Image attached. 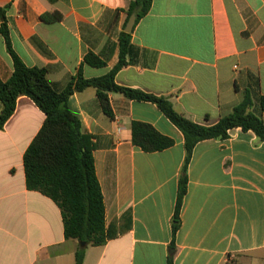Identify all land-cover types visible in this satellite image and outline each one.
<instances>
[{
  "label": "crops",
  "instance_id": "crops-1",
  "mask_svg": "<svg viewBox=\"0 0 264 264\" xmlns=\"http://www.w3.org/2000/svg\"><path fill=\"white\" fill-rule=\"evenodd\" d=\"M131 2L0 0V7L16 53L27 66L46 69L62 92L79 69L93 79L117 66ZM44 14L62 19L46 22ZM130 34L128 64L116 76L120 86L165 97L202 125L230 115L250 93L251 111L264 121V0H153ZM89 53L106 65L86 64ZM13 72L0 36V79L7 82ZM109 100L113 118L94 87L75 92L69 105L95 144L107 225L130 210L132 227L105 245L87 246L83 264H264V142L234 128L226 140L196 145L174 238L184 135L152 102L120 93ZM45 119L21 96L0 130V264H76L80 244L65 238L60 208L26 185L24 154ZM134 122L153 126L173 146L143 151L132 141Z\"/></svg>",
  "mask_w": 264,
  "mask_h": 264
},
{
  "label": "trees",
  "instance_id": "trees-1",
  "mask_svg": "<svg viewBox=\"0 0 264 264\" xmlns=\"http://www.w3.org/2000/svg\"><path fill=\"white\" fill-rule=\"evenodd\" d=\"M153 0H132L128 15L137 16L136 23L151 10ZM46 22L62 19L60 14H44ZM0 36L3 37L10 54L14 72L12 77L3 82L0 79V130H4L14 115L17 101L21 96L29 97L45 114V122L24 154V168L28 190L40 192L50 198L60 208L66 239H74L86 246H79L76 252V264H83L87 246H101L132 227V212H124L106 223V207L102 187L96 174L92 137L81 130V122L69 105L70 96L88 87L97 89L102 108L107 116L113 118L109 94L120 93L136 101L152 102L183 133L185 138L186 158L179 179L176 209L172 231L175 238L181 227V209L187 193L188 166L194 148L204 140H226L230 130L241 128L253 131L264 142V121L251 111L253 100L247 93L244 101L233 112L220 119L214 125H202L190 121L178 113L165 97L145 93L140 90L120 86L116 82L118 72L127 66L131 50V34L120 35V61L107 75L85 79L79 69L67 88L56 91L47 79V70L27 66L14 50L11 30L7 22L6 11L0 7ZM85 63L92 67H104L106 63L97 55L89 53ZM264 112V96L260 100ZM133 143L145 152H157L170 148L174 141L153 126L134 122L132 125Z\"/></svg>",
  "mask_w": 264,
  "mask_h": 264
},
{
  "label": "water",
  "instance_id": "water-1",
  "mask_svg": "<svg viewBox=\"0 0 264 264\" xmlns=\"http://www.w3.org/2000/svg\"><path fill=\"white\" fill-rule=\"evenodd\" d=\"M137 16L135 14L131 15L129 22L127 24L126 32L132 33L134 26L136 24ZM81 246H86L85 243H81Z\"/></svg>",
  "mask_w": 264,
  "mask_h": 264
},
{
  "label": "rangeland",
  "instance_id": "rangeland-1",
  "mask_svg": "<svg viewBox=\"0 0 264 264\" xmlns=\"http://www.w3.org/2000/svg\"><path fill=\"white\" fill-rule=\"evenodd\" d=\"M81 245V244H80Z\"/></svg>",
  "mask_w": 264,
  "mask_h": 264
}]
</instances>
